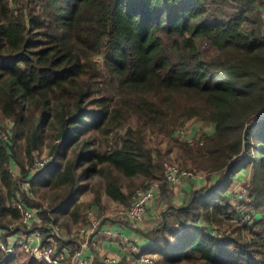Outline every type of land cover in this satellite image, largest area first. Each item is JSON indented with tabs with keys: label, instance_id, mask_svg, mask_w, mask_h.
<instances>
[{
	"label": "trees",
	"instance_id": "16d2710c",
	"mask_svg": "<svg viewBox=\"0 0 264 264\" xmlns=\"http://www.w3.org/2000/svg\"><path fill=\"white\" fill-rule=\"evenodd\" d=\"M263 5L0 0L5 241L25 232L16 198L43 208L44 225L33 228L47 233L46 224L66 214L75 225L87 224L88 210L105 208V197L130 207L137 188L158 181L167 210L148 232L135 228L151 241L142 250L156 254L157 264H264ZM192 118L211 122L213 132L194 144L175 138ZM6 120L14 124L9 134ZM150 134L159 144L173 143L154 150ZM44 146L53 159L30 177ZM174 149L186 167L219 174L213 183L192 186L182 203L165 173ZM244 170L250 172L249 221L242 220L250 211H239L227 191ZM86 193L91 199L81 202ZM0 264L44 263L0 254Z\"/></svg>",
	"mask_w": 264,
	"mask_h": 264
},
{
	"label": "built area",
	"instance_id": "2783aa9c",
	"mask_svg": "<svg viewBox=\"0 0 264 264\" xmlns=\"http://www.w3.org/2000/svg\"><path fill=\"white\" fill-rule=\"evenodd\" d=\"M264 18V7L262 8ZM51 162V161H50ZM36 160L30 177L45 169L50 163ZM166 179L171 183H179L182 177H199L192 171L182 169L170 162H165ZM29 182L25 187H29ZM160 191L158 181L151 182L145 187L136 189L132 196V205L126 209L127 221L142 224L146 220L150 203L157 197ZM247 194V193H245ZM245 194L243 196H245ZM13 205L17 207L21 215L22 230L15 231L4 239V229L0 228V254L8 259L18 258L21 255L35 257L44 264H94L95 249L98 248L96 235L101 233L112 242H119L124 250H131V254L137 256V260L143 264H157L154 253L143 251L142 247L133 242L132 237L114 225V220L100 222L99 219L91 221L76 230L75 235L61 236V227H55L53 222L47 223V233L42 228H33L34 223H41V211L29 207L22 198H16ZM97 209L88 210L89 216L97 214ZM39 212V213H38ZM106 220V219H105ZM104 220V221H105ZM75 241L79 246L75 248ZM103 261L107 264H116L118 259L114 256H105Z\"/></svg>",
	"mask_w": 264,
	"mask_h": 264
},
{
	"label": "rangeland",
	"instance_id": "374dc122",
	"mask_svg": "<svg viewBox=\"0 0 264 264\" xmlns=\"http://www.w3.org/2000/svg\"><path fill=\"white\" fill-rule=\"evenodd\" d=\"M263 7H264V5L262 6V8ZM4 124L6 125V133L9 134L12 131V127L14 124L10 120H6ZM213 128H214V124H212L211 122H205V121H202L201 119H198V118H192V119H189L185 123V125H183L182 127H180L176 131L175 138L180 139L181 141H184V142H190V143L194 144L196 141L200 140V138H202L205 133L213 132ZM7 134H5V137L8 136ZM156 139L157 138L154 134L149 135V142H150L149 144L154 148V150H157L160 146L167 148L169 144L173 143L172 141H170L168 143V141L163 139L164 141H162L161 144H159L158 142H156ZM177 156H178V150L174 149V150H172V152H169V158L170 159L169 158L166 159L165 162H167V161L171 162L172 164L177 165L182 169H186V170L188 169V171H192L195 174L197 173L199 176V177H195V178L189 177V176L182 177L181 180L179 181V183H173L172 184V187L174 188L176 194L179 191V193L177 194L179 199L176 200V202L182 203L187 196L188 190L191 189L192 186H193V188H199V187H202L204 185H208L210 183H213L215 180H217V178L219 177V174H215L214 177L212 175V177H211V175H209L210 173H208L206 171L199 170L195 167H186L180 161H178ZM52 159L53 158L51 157V155L48 154V149L46 146L43 147V150L36 153V156H35V160H41L44 162H48V161L50 162V161H52ZM11 167L14 169V170L12 169L14 171V173L19 175V172H20L19 171V163L16 161V159H12ZM249 183H250V172L247 170L240 171L237 175H235L234 180H233L230 188L227 190L228 194L230 196H232V198H233L232 201L235 204V207H237L239 209V211H241L242 213H245L247 210L248 211L252 210L251 205L245 204V202H248V203L252 202L251 197H249L248 192H247L248 191L247 188H248ZM245 193H247V194H245ZM244 194H245V196H243ZM79 199L81 202L87 201V200L91 199V195H89L88 193L82 194V195H80ZM154 201H156V202H154ZM152 202L150 203L147 214H149L150 209L157 210V214H159V215L162 213V211L167 210V204L160 198V192L158 193L157 197ZM155 204H157V206H155ZM103 205H105V208L98 207V209L96 210L97 214L89 216V218L92 220L93 219H99L100 222H106L109 220V218L113 219V220L125 219L127 221L128 218H127L125 210L130 208L131 206L130 207L122 206L119 203H117L116 201H114L112 199H108V197H105ZM34 209H36L37 211H43V208L35 207ZM250 213L253 214L252 211H250L246 215V218H244L242 221H249L250 215H251ZM50 215L53 216V214H50ZM40 217L42 219V221H40L41 225H44L43 217L42 216H40ZM258 217H260V215H258ZM146 218H147V216H146ZM68 219H69L68 214H66V215L60 216L58 218L57 222H53V221L52 222L55 223L54 224L55 227H58V226L61 227V229H62L60 231L61 236L68 235L72 238H73V236H71V235L72 234L75 235V232L78 228L87 225L91 221L90 220L87 224H85L83 226H81V225L78 226V225H75V223L73 224L72 221L68 220ZM130 222H132V221H130ZM132 224H135V223L132 222ZM155 226L156 225L154 224L153 227H155ZM211 230L213 232H215V234L216 233L220 234L222 232V231L218 232V230L216 228H211ZM154 256L156 257V255H154ZM27 257H28L27 255H21L20 254V256L17 259L19 262H21V261L25 260ZM136 261L138 264H143V263L139 262L138 260H136Z\"/></svg>",
	"mask_w": 264,
	"mask_h": 264
},
{
	"label": "crops",
	"instance_id": "0c3cea01",
	"mask_svg": "<svg viewBox=\"0 0 264 264\" xmlns=\"http://www.w3.org/2000/svg\"><path fill=\"white\" fill-rule=\"evenodd\" d=\"M176 197V200H178L179 197ZM155 206H157V204H155ZM160 221L161 217L159 214H157V210L150 209L149 214H147L146 220L142 224H134L135 226L130 224V226H128V223L130 221L122 219L114 220V225L120 226L122 230L127 232L132 237L134 243H137L141 247L147 246L146 248H149L151 247V241L145 236H143L141 233H139V231H137V229L135 228H140L148 232L151 228H153L154 224L157 225L160 223ZM96 240L98 241V248L95 249V259H99L100 261L104 262V257L111 255L118 259V262L116 264H138L136 261L138 255L135 254L133 256L131 254V250H124V248L119 242H112L110 239L106 238L101 233L96 235Z\"/></svg>",
	"mask_w": 264,
	"mask_h": 264
},
{
	"label": "bare ground",
	"instance_id": "6f19581e",
	"mask_svg": "<svg viewBox=\"0 0 264 264\" xmlns=\"http://www.w3.org/2000/svg\"><path fill=\"white\" fill-rule=\"evenodd\" d=\"M171 163V162H170ZM174 163V162H173ZM188 170V169H187ZM197 174V173H196ZM194 179V178H193Z\"/></svg>",
	"mask_w": 264,
	"mask_h": 264
}]
</instances>
